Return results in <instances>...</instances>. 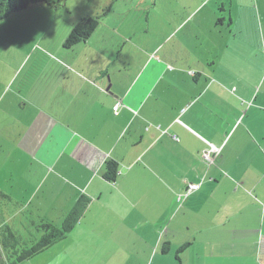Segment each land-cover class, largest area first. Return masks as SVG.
<instances>
[{
  "label": "crops",
  "instance_id": "0c3cea01",
  "mask_svg": "<svg viewBox=\"0 0 264 264\" xmlns=\"http://www.w3.org/2000/svg\"><path fill=\"white\" fill-rule=\"evenodd\" d=\"M259 1L151 10L160 26L139 42L135 28L114 37L118 27L100 34L99 24L71 50L96 40L100 59L54 58L30 89L0 95V232L28 241L89 201L65 240L23 264H264ZM211 146L214 163L203 156ZM16 191L30 197L15 209L4 199Z\"/></svg>",
  "mask_w": 264,
  "mask_h": 264
},
{
  "label": "rangeland",
  "instance_id": "374dc122",
  "mask_svg": "<svg viewBox=\"0 0 264 264\" xmlns=\"http://www.w3.org/2000/svg\"><path fill=\"white\" fill-rule=\"evenodd\" d=\"M107 1L67 0L58 8L38 3L0 20V95L15 92L20 86L22 90L30 89L33 80L48 68L54 58L57 60L61 58L66 62L86 57L100 59L101 56L96 57V53L101 44L96 40H90L86 48L84 45L75 47V51L71 48L67 49L65 45V48L63 47V42L70 33L71 23L75 20L78 22L86 16H100V34L107 26L118 27L114 37L125 35L129 29L135 28L136 31L133 30V32L137 34L132 38L139 42L143 37L141 33L143 30L152 31L160 26L161 20L158 22L153 15L148 19V13L151 10H161L165 6L178 7L181 10L189 4V0L188 2L187 0H113L110 4H107ZM231 1L234 6H237V0H193L190 9L208 11L213 7L218 10L226 7L229 10ZM156 3L158 6L155 8ZM111 10L114 17L104 20ZM118 41L120 43V39ZM124 54L125 51L120 59H125ZM112 56L109 53V56L105 55L102 58L112 60ZM84 72L88 73V70L85 69ZM2 108L3 104L0 106V112ZM12 149L13 146L9 142L5 143L4 153ZM1 180L5 181L7 178H1ZM7 197L4 201L8 200L9 204L16 209L24 206L26 202L29 203L27 200L30 195L16 191L14 195L7 193ZM2 201L3 199H0V204ZM1 215L0 205V218ZM36 236H39L38 233Z\"/></svg>",
  "mask_w": 264,
  "mask_h": 264
},
{
  "label": "trees",
  "instance_id": "16d2710c",
  "mask_svg": "<svg viewBox=\"0 0 264 264\" xmlns=\"http://www.w3.org/2000/svg\"><path fill=\"white\" fill-rule=\"evenodd\" d=\"M67 0H0V20L29 8L31 5L43 3L51 8H58ZM100 16H86L72 28L65 41L67 49L80 42L87 41L100 24ZM118 174V164L107 162L105 178L115 181ZM89 201L81 197L76 207L66 215L61 226L51 223H41L36 226L39 236L28 241H21L8 227L0 232V264H22L43 253L52 246L65 240L83 217Z\"/></svg>",
  "mask_w": 264,
  "mask_h": 264
},
{
  "label": "built area",
  "instance_id": "2783aa9c",
  "mask_svg": "<svg viewBox=\"0 0 264 264\" xmlns=\"http://www.w3.org/2000/svg\"><path fill=\"white\" fill-rule=\"evenodd\" d=\"M117 110H118V106L114 108V111H117ZM174 138L178 140L177 137H174ZM220 152H221L220 148L211 146L206 152H204L203 156L207 162L214 163L216 156H218ZM201 187H202V183L188 184L185 194L179 196L178 202H182L184 199L189 197L192 193L199 191Z\"/></svg>",
  "mask_w": 264,
  "mask_h": 264
},
{
  "label": "clouds",
  "instance_id": "9594fccd",
  "mask_svg": "<svg viewBox=\"0 0 264 264\" xmlns=\"http://www.w3.org/2000/svg\"><path fill=\"white\" fill-rule=\"evenodd\" d=\"M63 259H64L63 255L58 256V257L56 258V260L54 261V264H59V262L62 261Z\"/></svg>",
  "mask_w": 264,
  "mask_h": 264
}]
</instances>
